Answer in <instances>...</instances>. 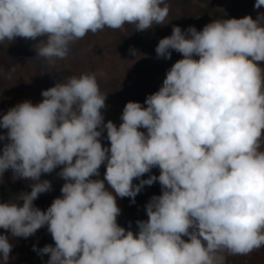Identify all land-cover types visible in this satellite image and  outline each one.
Wrapping results in <instances>:
<instances>
[{"label": "clouds", "instance_id": "9594fccd", "mask_svg": "<svg viewBox=\"0 0 264 264\" xmlns=\"http://www.w3.org/2000/svg\"><path fill=\"white\" fill-rule=\"evenodd\" d=\"M169 12L166 0H0V43L44 37L33 48L55 68L89 33L146 31ZM173 51L182 58L159 90L127 102L118 126L101 111L102 70L65 76L40 102L0 116V180L11 169L31 188L0 203V229L28 238L47 226L55 245L33 250L48 264H226L264 247V13L199 31L174 25L155 48L157 58ZM156 167L158 176L141 178ZM57 168L61 195L41 210L34 201L52 188L41 177ZM155 182L161 194L144 205L147 220L135 232L120 226L117 198L134 204ZM12 248L0 234L2 264Z\"/></svg>", "mask_w": 264, "mask_h": 264}, {"label": "rangeland", "instance_id": "374dc122", "mask_svg": "<svg viewBox=\"0 0 264 264\" xmlns=\"http://www.w3.org/2000/svg\"><path fill=\"white\" fill-rule=\"evenodd\" d=\"M166 3L170 6L165 21L167 24L156 25L146 31H134V25L126 24L122 29L106 28L96 34L89 33L70 46L68 57L58 60L55 68H50L43 58L36 56L33 48V45L44 37L35 41L18 37L15 41L0 43V116L23 101H31L34 104L40 102L43 99L42 90L55 86L65 76H79L82 73L102 70L105 75L97 77L102 93L119 96L131 90L138 92L127 101L122 99L116 105L110 104L107 110H101L105 122L111 120L118 126L126 103L135 101L143 104L148 95L159 90L172 64L182 58V55L175 51L171 59L157 58L155 52L159 40L171 35L174 25L180 26L182 30L193 26L199 31L213 20L239 19L247 15L255 19L258 13H264V6L259 9L254 7L255 0H166ZM125 47H134L138 51L137 56H132ZM260 63L264 67V62ZM14 66L16 71L9 79L8 73ZM6 131L0 129V134H5ZM104 135L106 136V133ZM7 143V140L0 141V154ZM102 143L105 146L110 145L107 140ZM58 171L59 168L41 177L49 180L52 185L50 191L40 194L34 201L35 206L41 210H46L52 201L61 195L60 189L65 181L57 175ZM99 171L100 178L103 179L106 167L102 165ZM159 171L158 167L153 168L141 178L158 176ZM29 183L17 178L13 170L5 171L0 180V195L1 189H4L0 203L16 202L21 193L31 191ZM133 183H139V180H134ZM160 194L161 186L155 182L144 187L135 197L134 204L130 203V198L118 197L117 203L121 209L118 224L129 227L131 222V229L137 231L136 221L147 220L144 205L153 195ZM0 234L8 235L13 245L8 264H28L33 257L34 246H43L47 241L55 245L47 226L28 238L12 237L4 229H0ZM183 239L187 240V237ZM48 261L49 257L42 260L43 264H48ZM226 264H264V247L249 255L229 256Z\"/></svg>", "mask_w": 264, "mask_h": 264}, {"label": "trees", "instance_id": "16d2710c", "mask_svg": "<svg viewBox=\"0 0 264 264\" xmlns=\"http://www.w3.org/2000/svg\"><path fill=\"white\" fill-rule=\"evenodd\" d=\"M179 1L185 2V1H190V0H179ZM125 48H126L127 51H129V49H130V47H125ZM135 93H138V92H136L135 90H131V91L125 92V93H123V94H121L119 96H115V95H113V96L110 95L109 96V95H107V99H106L107 107L105 109H102V110H107L109 108L110 104L116 105L122 99L127 101L129 99V97H131ZM141 131H146V130L145 129H141ZM9 188L13 189V187H9ZM3 193H4V189L3 190L1 189V195L0 196H2ZM122 227L128 228V226H122ZM49 244L54 246L53 243H51L50 241H47L43 246H39V247H36V248L40 249V248H43L45 245H49ZM32 253H33V257L29 261L28 264H43V262H42L43 258L49 257V255H47V254L39 255L37 253V251H34L33 249H32Z\"/></svg>", "mask_w": 264, "mask_h": 264}]
</instances>
